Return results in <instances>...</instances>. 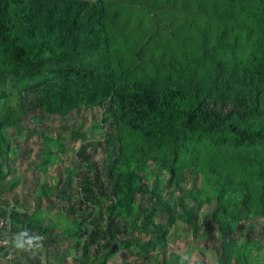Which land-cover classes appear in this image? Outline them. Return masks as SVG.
Wrapping results in <instances>:
<instances>
[{"label":"trees","instance_id":"1","mask_svg":"<svg viewBox=\"0 0 264 264\" xmlns=\"http://www.w3.org/2000/svg\"><path fill=\"white\" fill-rule=\"evenodd\" d=\"M13 92L18 113L0 110V241H6L0 258L11 256L3 262L45 264L38 249L45 258L53 236L60 244L66 236L81 264H108L119 250L156 256L176 222L196 232L193 208L212 202L221 232L217 264H253L249 249L264 248L234 233L247 222L264 225V0H0V102ZM107 103L89 141L78 129L68 139L64 130L41 133L47 156L49 143L60 152L66 140L83 143L77 153L83 180L75 191L82 192L84 212L69 208L70 222L57 232L17 209L3 192L13 171L11 129L28 112L61 118ZM100 152L111 174L118 172L108 196L98 191L105 184ZM149 166L169 175V189L182 188L188 174L212 183L210 192L185 189L170 200L156 179L146 178ZM73 179L69 174L71 191ZM39 192L46 195L47 186ZM144 196L141 221L129 223ZM23 230L43 237L34 257L24 254L32 247L14 245ZM172 257L157 264H185Z\"/></svg>","mask_w":264,"mask_h":264},{"label":"rangeland","instance_id":"2","mask_svg":"<svg viewBox=\"0 0 264 264\" xmlns=\"http://www.w3.org/2000/svg\"><path fill=\"white\" fill-rule=\"evenodd\" d=\"M19 102V95L13 92L6 100L0 102V110L2 112L5 111L10 116H15L18 113ZM108 108L109 103L105 104L101 109H89L84 106L80 108L79 111H75L73 114L61 118L38 111L28 112L21 119V122L17 123L14 129H11L12 138L8 154V164L12 167L13 171L8 177L7 188H4L3 192L6 196L10 193V199L14 202V206L17 209L26 211L27 213H33V218L42 219L43 226H47L51 223L55 226L57 232L68 226L70 222L67 216L69 208H71L73 214L76 213L74 214L76 216L84 212L85 204H80L82 192L78 191V189L77 192L75 191L76 185L78 187L81 180H83L81 175L83 173L82 165L77 158V153L80 151L81 144L83 143L81 140L72 143L68 142L66 139H68L69 131L72 129L85 132L86 140L88 141L96 137V129L99 125L101 115L105 109ZM62 126H64V129L60 128ZM41 133L46 136H55L57 133L60 135L63 134L66 138L63 139L66 140L67 145L64 151H58L56 145L49 143V156H47L48 146L46 148L44 145ZM102 160L105 184H103L102 188L98 191L102 196H108L109 193L111 194L118 172L113 170L111 174V161L108 160V155L106 156L105 153L103 155V152H100L97 156V161L101 164ZM69 174L74 178L73 185L71 186L72 191L67 187ZM146 178L149 180L156 179L160 187L168 193L170 200H173L176 196L183 195L185 189L203 188L209 190L212 185V183H208L203 176L193 178L186 174L182 188L169 189L167 186L169 175L158 166H149L148 172L146 171ZM211 180H213V178H211ZM43 184L46 185L48 189L46 195H42L39 192V187ZM66 196L70 198V203H67L64 198H61ZM146 202L147 199L145 196L135 201V214L132 218L128 219L129 223L135 221L139 223L141 221V218L137 219V216ZM188 204L193 207L195 206L190 200ZM214 205V202H212L208 207H201L198 210H196L195 207L193 208L192 217L199 223L196 232L189 225L176 222V225L171 229V233L168 236L166 247L160 248L156 256L133 258L130 257L125 250H119L118 253L108 261V264H122L123 260H128L130 263L134 264H156L157 262H161L163 256L167 262H170L171 258L174 259L172 257L173 255L177 257L175 259L176 262H183L185 264H200V261L204 262V264H217V251L221 240V232L211 219V212ZM168 208V206L160 208V211L157 213L160 219L167 217L166 213ZM84 226L88 229L90 228L86 223ZM95 229L98 234H100V239L104 238L101 229L97 227H95ZM234 233L240 234L247 240L254 239L264 242V225L262 224L247 222L244 228H239L234 231ZM125 237V235H119V238ZM75 239H77V237H75ZM78 240L79 238L76 241ZM73 242L75 241L73 240ZM46 244L52 247H59L69 243L66 236L61 244L53 236L47 239ZM97 248V244H93L90 248L91 253ZM35 249L36 248L32 247L29 251L25 250L24 254L27 252L30 254L33 253L34 257L37 255V250L35 251ZM39 249L41 250V258L44 260V251L42 247ZM63 249L68 250L66 253L67 257L73 256L74 259L72 258L71 260L72 264H79L75 259V257H78V254L73 251L74 249L72 247H60L58 251L61 252ZM249 250L252 253L255 264H264V262L261 261V258H264V248L258 251L254 248H250ZM55 255L58 254L51 253L52 258Z\"/></svg>","mask_w":264,"mask_h":264},{"label":"crops","instance_id":"3","mask_svg":"<svg viewBox=\"0 0 264 264\" xmlns=\"http://www.w3.org/2000/svg\"><path fill=\"white\" fill-rule=\"evenodd\" d=\"M74 240V238L72 237V241ZM75 241V240H74ZM47 247V249H48V252H46V257H45V259H44V261H45V264H72V262H71V260H72V258H73V256H66V253H67V251L68 250H62L61 252L60 251H58V249H60V247H62V248H70L69 247V244H65V246H59V247H52L51 245H47L46 246ZM34 248H36V247H34ZM40 248V247H39ZM73 248V247H72ZM37 250V249H36ZM42 250H43V247H42ZM40 253H39V252ZM38 253L39 254H41V250L40 249H38ZM51 253L53 254V253H57L58 255H55L53 258H52V256H51ZM45 254V253H44ZM43 254V255H44ZM47 254H48V256H47ZM41 256V255H40ZM61 256V257H60ZM78 258V259H77ZM75 257V259L78 261V263L79 264H81L80 263V254L78 253V257ZM42 259V258H41ZM70 259V260H69ZM74 259V258H73ZM89 260L90 259H88V261H87V263L89 264L90 262H89ZM71 262V263H70ZM75 263V262H74ZM134 264V263H133ZM157 264V263H156Z\"/></svg>","mask_w":264,"mask_h":264},{"label":"clouds","instance_id":"4","mask_svg":"<svg viewBox=\"0 0 264 264\" xmlns=\"http://www.w3.org/2000/svg\"><path fill=\"white\" fill-rule=\"evenodd\" d=\"M43 237L39 234L30 235L27 230L15 234L13 240L17 248L38 247ZM6 242V241H5Z\"/></svg>","mask_w":264,"mask_h":264},{"label":"built area","instance_id":"5","mask_svg":"<svg viewBox=\"0 0 264 264\" xmlns=\"http://www.w3.org/2000/svg\"><path fill=\"white\" fill-rule=\"evenodd\" d=\"M2 227H3V223L0 222V228H2ZM0 244H1V245H5V241H3V240L0 241ZM9 257H11V256H9ZM9 257H8V255H7V256L4 257V259L7 261V259H10ZM4 259H1V258H0V264H7L6 262H3Z\"/></svg>","mask_w":264,"mask_h":264}]
</instances>
